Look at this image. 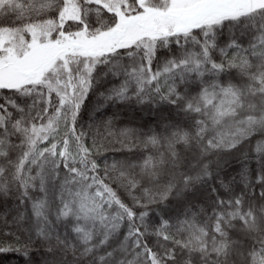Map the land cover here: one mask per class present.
Wrapping results in <instances>:
<instances>
[{"label":"snow or ice","instance_id":"snow-or-ice-1","mask_svg":"<svg viewBox=\"0 0 264 264\" xmlns=\"http://www.w3.org/2000/svg\"><path fill=\"white\" fill-rule=\"evenodd\" d=\"M0 205L23 264H264V0H0Z\"/></svg>","mask_w":264,"mask_h":264},{"label":"trees","instance_id":"trees-1","mask_svg":"<svg viewBox=\"0 0 264 264\" xmlns=\"http://www.w3.org/2000/svg\"><path fill=\"white\" fill-rule=\"evenodd\" d=\"M164 114L167 115V113ZM149 119V114L134 110H127L121 115V121L123 123H132L135 125L147 123ZM0 210H3V205H0ZM43 259V249L37 248L36 250H34V254L32 256V264H43ZM0 264H23V261L18 256L8 255L0 257Z\"/></svg>","mask_w":264,"mask_h":264}]
</instances>
